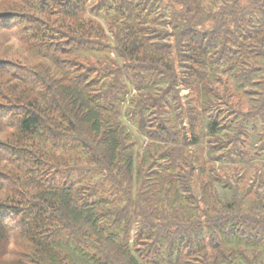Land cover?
<instances>
[{
	"label": "trees",
	"instance_id": "1",
	"mask_svg": "<svg viewBox=\"0 0 264 264\" xmlns=\"http://www.w3.org/2000/svg\"><path fill=\"white\" fill-rule=\"evenodd\" d=\"M252 138L264 0H0L2 264H263L264 192L207 169Z\"/></svg>",
	"mask_w": 264,
	"mask_h": 264
},
{
	"label": "rangeland",
	"instance_id": "2",
	"mask_svg": "<svg viewBox=\"0 0 264 264\" xmlns=\"http://www.w3.org/2000/svg\"><path fill=\"white\" fill-rule=\"evenodd\" d=\"M101 20L103 21V24L105 25V27L108 29V23L101 18ZM17 45H15L16 47ZM13 51V50H12ZM21 52H25L24 50ZM27 55V54H26ZM226 78V77H225ZM228 82L232 87V90L234 91V96L231 98L232 102H235L236 104L240 105L239 107L244 111H248L254 104H255V100L252 99L250 97V95H248L243 88L240 86L238 87L235 84V80L234 78H232L231 76L228 77ZM136 93V91H132L130 95H128V98H130L131 96H133ZM180 94L182 96L185 97V99H188L190 95H193L192 92L190 90L187 89H181ZM126 120V119H125ZM128 121V120H126ZM129 125L131 126L133 132L135 134L137 133V127L134 123L128 121ZM138 137V142L136 143V149H139L142 145H145V143L147 144L148 139H146L145 136L142 135H137ZM207 139L203 140V143L201 145V148H198L197 151L200 154V156H202V158L206 157V151H205V147L207 145ZM256 140L252 138V141L248 142V150L249 153L247 155L246 158L249 159H244L243 161H238L236 159L234 160H224V161H212V163H209V165L207 166V169H214L220 168L222 171H218L220 173H223L225 178V181H228V183L233 182L236 183L237 186H239L240 190H239V194H247V197L245 198V204L248 205L254 201H258V196L264 192V154L261 152L259 154H257L256 152ZM73 155L75 156H80L79 154L74 153ZM199 156V155H198ZM79 158V157H78ZM81 159H84L83 156H80ZM224 168V169H222ZM199 178L198 182H196L195 186V192L196 195H198V193L200 192L201 188H200V180H202V177L200 179V174H198L195 177V180ZM205 180H207V177L205 178ZM224 180V179H222ZM225 182H219V190L220 193L222 195H228L230 196V190L228 189V187L224 186ZM222 185V186H221ZM200 198L199 201L202 204H209L210 203V199H208L207 203L205 202V197L201 195V193L199 194ZM3 197V194L0 195V198ZM192 213H197V212H192ZM10 250H14V246L13 244L10 246ZM5 258H0V264H2V262L5 261ZM260 261L257 262V264H259ZM243 264H247L246 262H242ZM264 264V262H263Z\"/></svg>",
	"mask_w": 264,
	"mask_h": 264
}]
</instances>
